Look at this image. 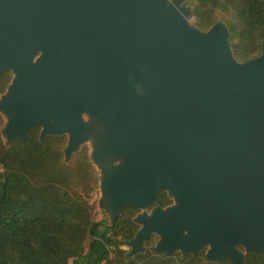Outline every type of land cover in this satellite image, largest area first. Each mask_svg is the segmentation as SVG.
I'll return each instance as SVG.
<instances>
[{
  "label": "water",
  "instance_id": "obj_1",
  "mask_svg": "<svg viewBox=\"0 0 264 264\" xmlns=\"http://www.w3.org/2000/svg\"><path fill=\"white\" fill-rule=\"evenodd\" d=\"M188 11L180 0H0V74H13L4 134H66L67 160L93 135L112 221L141 210L129 256L155 234L154 252L246 264L264 254V43L238 61L226 25L201 30ZM160 190L173 203L149 209Z\"/></svg>",
  "mask_w": 264,
  "mask_h": 264
},
{
  "label": "trees",
  "instance_id": "obj_2",
  "mask_svg": "<svg viewBox=\"0 0 264 264\" xmlns=\"http://www.w3.org/2000/svg\"><path fill=\"white\" fill-rule=\"evenodd\" d=\"M194 25L207 30L223 22L229 31L233 56L238 61L261 54L264 43V0H182ZM193 24V23H192ZM9 69L0 74V96L12 79ZM6 118L0 112V264H70L71 258L94 248L100 226L107 233V252L98 264H235L225 259L209 260L206 250L183 256L151 250L158 240L153 234L144 248L131 256L121 242L134 237L140 224L134 220L141 210L125 206L111 223L95 217L93 196L100 187V172L83 143L65 159L66 134L40 139V128L27 137L6 140ZM173 203L165 190L155 195L152 206ZM112 220V218H111ZM246 264H264V254H245ZM87 264H97L88 259Z\"/></svg>",
  "mask_w": 264,
  "mask_h": 264
},
{
  "label": "rangeland",
  "instance_id": "obj_3",
  "mask_svg": "<svg viewBox=\"0 0 264 264\" xmlns=\"http://www.w3.org/2000/svg\"><path fill=\"white\" fill-rule=\"evenodd\" d=\"M180 1H182V0H180ZM188 10H189V8H188ZM189 12H190V10L188 11V14H189ZM187 17H188V15H187ZM188 20H189L191 23H193V24L195 23V19H194V18H188ZM2 114H3V113H2ZM3 116L6 118V115L3 114ZM84 118H85V120H87V121H89L90 123L93 124L92 118H91L90 116H88V115H84ZM6 119H7V118H6ZM3 134H4V129H3ZM4 136H5V134H4ZM4 138H5V137H4ZM5 139H6V138H5ZM92 141H93V135H91V136L89 137V139L85 142L86 144H88V145L90 146L91 151H92ZM91 157H92V155H91ZM92 160H93V159H92ZM94 163H95V162H94ZM116 163H118V160H111V161L109 162L110 165H114V164H116ZM95 165H96L97 169L99 170V172H100V176H101L102 169L104 168V166H102V165H97V164H95ZM93 201H94V204H95V217H96V218H99V217L102 216V217L108 218V219L110 220L109 223H111V222H112V220H111L112 217H111V214H110L109 210L106 208L105 201H104V199L102 198V195H101L100 187H99V189L96 191V193L94 194V196H93ZM101 237H102L103 240H105V241L107 242L108 237H107V233H105L104 230L101 231ZM87 241H88V240H87ZM121 246H122L123 248L129 249V246H128L127 244H125L124 241L121 242Z\"/></svg>",
  "mask_w": 264,
  "mask_h": 264
},
{
  "label": "crops",
  "instance_id": "obj_4",
  "mask_svg": "<svg viewBox=\"0 0 264 264\" xmlns=\"http://www.w3.org/2000/svg\"><path fill=\"white\" fill-rule=\"evenodd\" d=\"M104 230L103 227L100 226L99 232H98V241L94 248L90 247V239H88L86 243V253L89 250V258L88 255L81 257V258H71L70 264H87L88 259H91L95 263H100L104 259V256L107 252V247L105 244V240L101 237V231Z\"/></svg>",
  "mask_w": 264,
  "mask_h": 264
}]
</instances>
